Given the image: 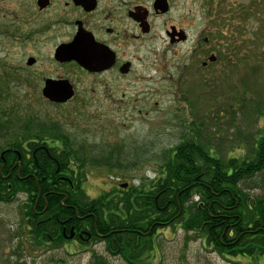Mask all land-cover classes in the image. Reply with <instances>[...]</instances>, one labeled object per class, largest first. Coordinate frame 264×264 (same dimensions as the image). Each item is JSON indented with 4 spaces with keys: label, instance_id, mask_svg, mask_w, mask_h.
<instances>
[{
    "label": "rangeland",
    "instance_id": "rangeland-1",
    "mask_svg": "<svg viewBox=\"0 0 264 264\" xmlns=\"http://www.w3.org/2000/svg\"><path fill=\"white\" fill-rule=\"evenodd\" d=\"M66 1L54 0L51 8L41 11L37 0H0V145L28 119L60 122L78 147L91 153L113 152L121 163L110 170L86 169L85 191L96 198L104 192L123 196L122 190L150 183L161 175L164 152L185 134L225 157H235L246 152L264 129V0L234 1L238 8L234 18L223 20L212 32L203 29L195 15L198 22L184 26L191 41L183 46H168V26L162 23L150 36L130 37L128 58H136L130 85L113 92L112 105H102L97 93L81 90L91 82L88 75L54 59L56 47L71 42L76 33L72 23L76 13ZM189 8H176L173 15ZM50 23L54 27L36 37L16 32L17 26L29 32ZM128 30L129 35L137 33L132 27ZM204 35H211L210 42H204ZM196 43L208 47L205 57L192 56ZM154 50L159 56L154 57ZM227 51L231 56L235 52L234 67L225 68ZM211 52L218 61L203 69L200 61ZM29 57L36 59L35 65H27ZM42 77L68 79L77 88L76 98L66 104L49 101L42 95ZM6 119L13 122L7 124ZM255 183L249 180L243 185L252 197L261 192ZM26 198L17 193L12 201L0 202V264H264L262 249L255 254L220 252L204 234L187 231L180 221L148 237L149 246L140 248L138 261L112 254L102 240L57 245L30 231Z\"/></svg>",
    "mask_w": 264,
    "mask_h": 264
},
{
    "label": "trees",
    "instance_id": "trees-1",
    "mask_svg": "<svg viewBox=\"0 0 264 264\" xmlns=\"http://www.w3.org/2000/svg\"><path fill=\"white\" fill-rule=\"evenodd\" d=\"M230 66L234 67L230 63L225 68ZM2 150L14 158L0 166V202L24 193L25 208L30 210L25 214L34 222L36 202L43 208L46 200L48 216L55 223L57 217L67 219V211H76L81 230L105 241L112 254L121 253L127 260H140V248L149 246L147 238L177 221L187 231L204 234L220 252L255 254L262 249L264 253V129L246 152L235 157H225L185 134L164 152L161 175L136 189L122 190L123 196L109 192L88 196L86 169L110 170L121 163L113 152L91 153L83 145L78 147L60 122L28 119L8 135ZM249 180L261 189L256 197L243 187ZM62 229L50 224L47 230L34 226L30 231L62 245L68 242Z\"/></svg>",
    "mask_w": 264,
    "mask_h": 264
},
{
    "label": "flooded vegetation",
    "instance_id": "flooded-vegetation-1",
    "mask_svg": "<svg viewBox=\"0 0 264 264\" xmlns=\"http://www.w3.org/2000/svg\"><path fill=\"white\" fill-rule=\"evenodd\" d=\"M49 1L50 3L47 7H45L44 9H39L41 11H45L51 8L54 0ZM78 1L79 2H76L75 0H67L65 2V5L72 8V10L76 13L73 17L75 19L72 21L75 26L76 33L74 34L72 40L80 32L89 34L95 48L93 51L94 58L95 56L98 57L97 61H94V69L89 70L80 65L75 60L60 62L55 58V52L54 59L60 64L73 65L75 68L80 70L79 73H85L86 75H88L91 78V82L86 85L84 84L85 88L82 87L81 90L83 89V92L87 91L88 93H97V100L102 105L114 104L116 100L113 92L125 90L130 85L128 78L130 75H132L134 59H136L128 58L127 48L130 37L135 40H140L143 39V37L150 36L154 30V27L157 24L162 23L163 25L168 26V28H171V31H169L167 28L165 32L167 35L168 46H183L185 43L191 41L189 32L184 29L185 25L193 24L195 21L198 22L199 19L201 26H203V29L205 27V29H208L210 32H212V29H215L216 26L223 20L226 21L229 19V17L234 18V14L238 9L234 6V1L236 0ZM185 5L190 7V11L176 16L173 15L174 9H178L181 6L183 7ZM193 9H196L195 14H189ZM195 15L199 16L197 20H194ZM168 23L170 25H168ZM53 27V23H50V25L44 27V29L40 28L38 30L28 32L24 28L17 26L16 32L19 31L20 35L25 36L26 38H32L33 36L36 37L40 33L49 32V30ZM129 27L136 29L137 33L132 32L129 35ZM24 30L28 33L23 32ZM210 36L211 35L202 36L205 43L210 42ZM200 37L201 35H199L198 38ZM225 47L230 48V45L226 44ZM207 48L208 47L203 48L201 43H196V45H194L193 47V50L191 51V54L195 58L197 54H200V58H203L205 57L204 50ZM153 52L154 57L159 56V52H157V50H154ZM212 54L215 53L211 52L210 55ZM215 56L216 60L213 62H210L208 60L209 57L207 58V60L205 59L202 62L200 61L202 68L209 69V65L215 64L218 61V56L216 54ZM223 56L227 58L228 65L230 63H235V52L231 56V54L227 51ZM30 58L34 57H29L28 60ZM165 58L166 51L161 53V60H164ZM28 60L27 65H29ZM35 63L36 59L34 63L29 66L35 65ZM47 79L61 80L66 78L46 77L43 79L42 77L40 81L43 82V88L45 87V82ZM71 84L74 88V96L72 99L62 104L70 102L71 100L76 98L78 94L75 84ZM28 86L31 87V84H29ZM80 103H85V100L80 101ZM44 147L45 146H42V148ZM6 150L0 151V166L3 163H10L14 158V154H6ZM8 177L9 176H7V178ZM27 204L31 207L32 202L27 201ZM32 209L35 211L34 214L36 216L35 222L31 216L28 218V227L31 231L34 226L37 228L41 227L47 230L48 225L51 224L53 228H57L58 230L60 227L63 228L61 233L66 241H71L75 244H83L89 243L93 240V236L90 234V232L80 229L79 219H81V216L78 214V212L67 211L68 218L62 220L60 219V217H57V223H55L52 221L51 217L48 216L46 200L43 204V208H41L38 202H36Z\"/></svg>",
    "mask_w": 264,
    "mask_h": 264
},
{
    "label": "water",
    "instance_id": "water-1",
    "mask_svg": "<svg viewBox=\"0 0 264 264\" xmlns=\"http://www.w3.org/2000/svg\"><path fill=\"white\" fill-rule=\"evenodd\" d=\"M79 2L78 0H75ZM50 3L49 0H38L37 5L40 9H44ZM94 44L91 37L87 33L80 32L69 43L60 44L55 50V58L60 62H67L75 60L83 67L93 70L94 61L98 57L93 55ZM209 61L216 60L215 55H210ZM35 59L30 58L28 64L32 65ZM42 95L51 102L65 103L74 96V88L67 79L54 80L47 79L45 87L42 90ZM128 184H122V187H127Z\"/></svg>",
    "mask_w": 264,
    "mask_h": 264
}]
</instances>
